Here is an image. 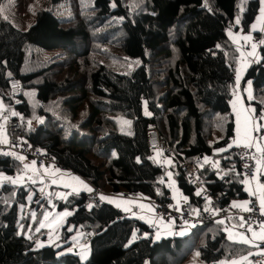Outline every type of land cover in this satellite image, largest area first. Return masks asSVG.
I'll return each mask as SVG.
<instances>
[{
    "label": "trees",
    "instance_id": "1",
    "mask_svg": "<svg viewBox=\"0 0 264 264\" xmlns=\"http://www.w3.org/2000/svg\"><path fill=\"white\" fill-rule=\"evenodd\" d=\"M48 1L67 2L69 14L40 9L26 29L4 16L6 0H0V96L21 122L23 137L102 193L168 203V169L147 143L148 130L156 127L172 149L162 156L170 157L169 169L192 209L250 198L239 155L240 146L248 143H234L231 104L241 54L228 30L250 32L261 0H244L242 17V0H144L141 5L135 0ZM257 35L260 60L247 68L242 86L252 83L251 104L262 118L264 31ZM34 46L64 49L65 57L50 60ZM14 82L22 89L36 88V100L24 92L14 94ZM122 116L134 120L133 135L118 130ZM183 163L195 166L215 201L197 196ZM25 171L23 156L0 152V174ZM261 181L264 190V175ZM36 185L0 183V264H181L196 250L205 264L243 256L248 258L240 264H262L253 253L260 244L230 238L227 221L199 222L186 235L155 240L151 225L124 215L110 202L89 199L86 191L55 203L59 210L72 211L62 227L63 239L78 230L82 242L90 235L89 258L61 252L63 247L56 246L60 239L38 246L47 230L35 229L54 206ZM31 190L38 195L29 202ZM35 209L41 216L29 230Z\"/></svg>",
    "mask_w": 264,
    "mask_h": 264
},
{
    "label": "rangeland",
    "instance_id": "2",
    "mask_svg": "<svg viewBox=\"0 0 264 264\" xmlns=\"http://www.w3.org/2000/svg\"><path fill=\"white\" fill-rule=\"evenodd\" d=\"M31 1H28V3H26L24 5H20L21 2L19 0H6V2L3 5L2 12H3L4 16L10 22H12L14 25H16L19 28H26V29L31 24H33L35 22L37 11L40 9H48V10L52 11L53 13H55L56 15H68L69 14L70 5L67 2H60L57 4L54 3V4L49 5L50 3L48 0H33L32 3H31ZM135 2L137 4L141 5L144 3V0H135ZM244 2H245L244 0H242L240 2V12H239L240 17H242V13L244 12ZM252 28L253 29H251L250 32H247V33H250L251 35L254 34L253 35L254 39L251 43V47H253V45H257L258 41L261 42V39L257 35V32L261 34L264 31L263 27H262L263 29H260V30H257V27H253V26H252ZM233 31L234 30H228V34H229L230 38L232 39V41L234 42V44L236 45V47L239 49L240 54H241V56L239 58L238 65H237V74L236 75H237L238 85H242L244 75L246 73L247 68L249 67V66L247 67L248 62L245 61V58L247 57V54L251 50V48L248 47L249 46L248 44L244 43L247 40L246 39V37H248L247 35L244 37L245 40L241 41L242 44H240V42H238L236 40L235 32H233ZM254 31H255V33H254ZM242 34L244 35V33H242ZM32 48L34 50H40L44 56L50 58V60H53V61L59 60V59H62L63 57H65L64 49H61V48L53 49V50H43V49H39L36 46H34ZM259 60H260V55L254 56L252 58V62H258ZM244 61H245L246 65H245ZM28 70L29 69L26 67V65H24V71H28ZM18 84H19V86L21 85L19 82H18ZM248 84H249V86H252V83L249 82ZM20 92H24L28 97H30L31 101L36 100V94H37L36 88L22 89V87L20 86V89L17 92H15L14 94H19ZM236 95H237V93L234 96H236ZM263 96H264V93H263ZM7 109H8L7 104L5 103L4 99L0 96V140H2V138H4V140H6V134H5V128H4L5 123H7L6 119L10 116V113L14 112L13 110L8 112ZM144 114L145 115L150 114V111L148 110L147 107H145V109H144ZM260 120L261 121L264 120V113H263L262 118H260V119L258 118V120L255 123H253L256 125V127L258 129H260L262 127ZM238 124L240 125V123H238ZM239 125L236 128L235 138H240L241 136L243 137V132H241ZM118 130L123 134L133 135V133H134V120L132 118H128V117H123V116L120 117L118 119ZM253 147L257 151V160H258V158L260 160L261 155L264 153V144H262L260 140H257L254 142ZM23 161H24V165L26 167V171L24 173H22L20 175L0 174V183L2 181L6 180V181H10L14 184H22V183H27V182L32 183V184H38V185H36V187H38V190H40V192H41L40 196L41 197H47L49 204L54 206L52 209H48L46 214L43 215V218H42L43 220L41 221V224L39 225L38 229L37 228L35 229L36 232L41 231V230H39V228H45L47 230V231H45V234H44V235H47V237L46 238L45 237L40 238L38 241V246L51 245L60 239V241L56 244V246L57 247H61V246L63 247L61 252H63V250H64V252H71L72 248L74 250H76V248H78L79 245L83 244V242L81 240L82 232L80 230H78V231L73 232L71 234V238L63 239V235L61 234L62 233V227L65 225L67 216L71 215L72 211L68 208H65L63 210H59L58 204L55 203L56 199H64L65 200V198L68 197V194L66 196H64L63 198L59 197L60 190H58L56 187V186L59 187L60 181L64 180L63 175L61 173L57 175V177L59 179L57 183L55 181L54 176H52V175L50 176L51 179H49V180H45L42 178V176L37 175V174L34 177H31V174L35 173L33 171V165L32 164L30 165L27 162L28 159H26L25 157H23ZM170 164H171L170 157L167 156L166 162L163 164L168 169L167 172L165 173V182H166L168 188L171 190L172 196L173 195L177 196L179 194L184 195L182 190L178 187L176 177H174L173 173L169 169ZM257 170L258 169L256 168L255 175L257 173ZM39 174H42V173H39ZM259 175H261V174H259ZM5 177H8L10 179H5ZM47 177H49V176H47ZM258 179H259V183H262L261 177ZM247 181L248 180L246 178L245 183H247ZM37 195H38V192L36 190H33V191L31 190V193L28 197L29 202L33 201ZM40 216H41V214L38 215V209H35L32 211V214L29 218L30 219V227H28L29 230H31V227L40 218ZM22 228H23V225H22ZM73 229H74L73 226L68 227V231H73ZM176 230H177V233L174 235H186L191 231V226L184 225L181 227H177ZM226 231H227L228 236L230 238L234 239V237L230 233L229 227L226 228ZM250 232H255V231L251 229ZM146 235H145V237H146ZM159 239H162V238H155V240H159ZM255 240H257V238H255ZM80 248L81 249L79 250L78 254L80 255L82 261H86L90 256V247H89V245H87L86 248H83V247H80ZM240 258H243L246 260L248 258V256H243ZM240 258H236V259H232V260H222V261H220V264H238L237 261ZM259 263H261V262H259ZM181 264H205V262L201 259L199 251L196 250L188 257V259L186 261H184ZM262 264H264V263H262Z\"/></svg>",
    "mask_w": 264,
    "mask_h": 264
},
{
    "label": "crops",
    "instance_id": "3",
    "mask_svg": "<svg viewBox=\"0 0 264 264\" xmlns=\"http://www.w3.org/2000/svg\"><path fill=\"white\" fill-rule=\"evenodd\" d=\"M262 1V7L260 10V14L257 17L253 27H257V30L264 28V0ZM263 27V28H262ZM253 29V28H252ZM235 32V38L240 44L241 41L245 40V36L247 35L250 39H247L244 43L248 44L247 46L251 48L248 52L245 61L248 62L247 67L252 65V58L254 56L259 55V47L261 42L258 41L255 47H251V43L254 39L253 35L250 33H246L243 30L239 29ZM244 33V35L242 34ZM255 33V31H254ZM244 61V63H245ZM252 62V63H251ZM246 65V63H245ZM246 67V68H247ZM242 83V82H241ZM243 85V84H242ZM239 85L238 89L236 90L237 95L232 99V109L236 116V128L238 127V123H240V130L243 132V137L235 138L234 143L237 145H244V144H251L253 146L254 142L260 140L262 144H264V120L261 121V128L258 129L255 123L258 120V117L255 115L254 107L251 104V100L253 98V87L249 86L247 83L245 86ZM236 97V98H235ZM235 98V99H234ZM260 119V118H259ZM260 130V131H259ZM256 132H260L258 135H255ZM2 141H5L2 138ZM256 150V149H255ZM257 153V151H256ZM163 154L159 151H155V156L158 161L166 162V157L162 156ZM28 163L33 165V171L35 173L31 174V177H34L36 174L42 176L43 179L49 180L51 179V175L54 176L56 183L58 182V174H62L64 180L60 181L58 190H60L59 197L63 198L67 194L70 195L72 192H80L86 191L88 193L92 192L94 186L84 177L71 172L70 170H63L59 165L56 163H46L44 166L39 167L35 164V162L29 158ZM26 168V167H25ZM36 169V170H35ZM257 173L252 176L251 179L245 183L246 191L249 193L250 198L246 200H237L233 202V205H238L242 207H247L249 202L252 200H256L261 205V194L264 193L263 184L259 183V179L261 176L264 175V153L261 155L259 160L258 158V165H257ZM42 173V174H39ZM261 174V175H259ZM49 176V177H47ZM181 193V192H180ZM255 193V195H253ZM103 201L110 202L118 207L126 216H131L135 218H139L149 225L155 230L154 237L161 238V237H169L177 233L176 228L180 225H177L176 221L171 215H163L159 212L158 207L155 205L154 201L146 196H131V195H115V194H105L102 193L99 196ZM172 200L178 202L180 204H188L189 199L186 195L179 194L177 196L173 195ZM229 224V230L231 235L234 237V240L239 242H244L247 239L248 244L255 245L256 247L263 244V240L260 239L261 236H264V225L261 227L259 231L255 232H244L238 229V222L236 219H229L227 220ZM194 225V224H193ZM189 226V225H187ZM181 227V226H180ZM257 238V240H255ZM246 243V242H244ZM89 245L88 242L84 241L83 244L79 245L76 250L72 248L73 252L78 253L81 249L80 247L86 248ZM261 247L254 249L253 253L256 254L261 252ZM245 259L240 258L237 262L238 264L243 262ZM264 263V262H261Z\"/></svg>",
    "mask_w": 264,
    "mask_h": 264
},
{
    "label": "built area",
    "instance_id": "4",
    "mask_svg": "<svg viewBox=\"0 0 264 264\" xmlns=\"http://www.w3.org/2000/svg\"><path fill=\"white\" fill-rule=\"evenodd\" d=\"M12 89L14 93L19 90L18 82L13 83ZM13 116L14 115L11 114L7 118V123L5 125L6 140H0V152H11L23 157H29L39 167L44 166L46 163L57 164L54 158L49 156L45 150L37 148L32 141L23 137L22 124L14 120ZM147 143L151 148L159 150L162 154L172 151L171 147L162 139L156 127H152L148 130ZM239 155L242 161V169L247 180H249L256 172L258 165L256 150L250 144L240 146ZM160 163L163 165L165 162L160 161ZM181 167L188 170L190 182L196 188V192L200 193L197 196L200 198L206 197L211 201H215V197L209 193L203 185L201 178L196 175L197 170L195 166L190 163H183ZM100 194H102V191L94 186L93 191L88 194V198L101 201L102 199L99 197ZM155 205L158 207L161 214L171 215L180 226H190L205 221H227L231 218L237 220L238 229L244 232H250V229L259 231L264 225V208H262L256 200L250 201L247 207H234L233 204H227L224 207L209 208L204 211L192 209L186 203L180 204L173 200L168 203L156 202ZM89 239L90 235L87 236L85 241L88 242ZM260 250L261 252L256 253V259L259 262H264V240Z\"/></svg>",
    "mask_w": 264,
    "mask_h": 264
},
{
    "label": "snow or ice",
    "instance_id": "5",
    "mask_svg": "<svg viewBox=\"0 0 264 264\" xmlns=\"http://www.w3.org/2000/svg\"><path fill=\"white\" fill-rule=\"evenodd\" d=\"M262 11H264V10H262ZM246 39H250V37H246ZM253 47H255V46L253 45ZM5 179H10V178L5 177ZM199 194L200 193H197V195H199ZM253 195H255V193H253ZM233 206L235 207V206H238V205H233ZM261 207L264 208V193L261 194ZM260 239L264 240V236H261ZM244 242L247 243L248 242L247 239H245Z\"/></svg>",
    "mask_w": 264,
    "mask_h": 264
},
{
    "label": "bare ground",
    "instance_id": "6",
    "mask_svg": "<svg viewBox=\"0 0 264 264\" xmlns=\"http://www.w3.org/2000/svg\"><path fill=\"white\" fill-rule=\"evenodd\" d=\"M21 86V85H20ZM20 88V87H19Z\"/></svg>",
    "mask_w": 264,
    "mask_h": 264
}]
</instances>
